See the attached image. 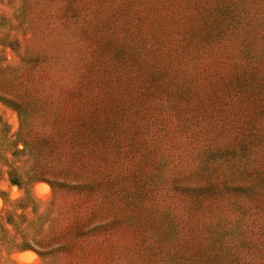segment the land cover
<instances>
[{
  "label": "rangeland",
  "instance_id": "1",
  "mask_svg": "<svg viewBox=\"0 0 264 264\" xmlns=\"http://www.w3.org/2000/svg\"><path fill=\"white\" fill-rule=\"evenodd\" d=\"M0 264H264V0H0Z\"/></svg>",
  "mask_w": 264,
  "mask_h": 264
},
{
  "label": "trees",
  "instance_id": "2",
  "mask_svg": "<svg viewBox=\"0 0 264 264\" xmlns=\"http://www.w3.org/2000/svg\"><path fill=\"white\" fill-rule=\"evenodd\" d=\"M47 183L51 185V183H49V182H47ZM11 184L13 186H15V187L21 188V185L18 182H16V180H12L11 181ZM14 210L17 211V212H18V210H20L22 212H25L26 211V208L24 206H16ZM31 250L34 251V252H36L38 255H40V257H43V255L40 252H38L36 249H31Z\"/></svg>",
  "mask_w": 264,
  "mask_h": 264
}]
</instances>
